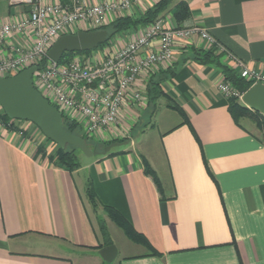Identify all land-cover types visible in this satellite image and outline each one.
Returning a JSON list of instances; mask_svg holds the SVG:
<instances>
[{
	"label": "crops",
	"instance_id": "1",
	"mask_svg": "<svg viewBox=\"0 0 264 264\" xmlns=\"http://www.w3.org/2000/svg\"><path fill=\"white\" fill-rule=\"evenodd\" d=\"M103 1L112 0L89 3ZM159 1L141 0L126 17H142ZM181 2L189 13L177 22L173 14ZM18 12L0 0L2 21ZM119 18L109 14L105 27ZM158 18L171 28L205 29L250 69L264 73V0H172ZM149 25L101 48L117 49ZM16 39L21 45L27 40ZM211 50L233 68L198 36L177 40L172 63L155 65L136 81L145 105L125 104L119 128L91 138L99 144L128 139L127 148L89 157L75 171L49 162L55 146L36 131L23 125L28 133L22 135L0 123V264H264V143L255 126L253 132L244 121L237 125L230 115L218 89L224 79L218 61L199 60ZM151 82L160 91L154 99L148 95ZM162 104L178 118L163 127L154 162L136 153L132 134L146 129ZM170 106L179 107L187 123ZM143 159L159 188L143 173ZM104 207L126 219L151 250L127 238ZM99 212L125 238L111 262L98 254L114 244Z\"/></svg>",
	"mask_w": 264,
	"mask_h": 264
},
{
	"label": "built area",
	"instance_id": "2",
	"mask_svg": "<svg viewBox=\"0 0 264 264\" xmlns=\"http://www.w3.org/2000/svg\"><path fill=\"white\" fill-rule=\"evenodd\" d=\"M7 1L19 12L6 22L0 19V53L5 52L0 55V77H12L36 66L32 75L33 87L55 105L62 116L76 123L83 135L92 139L103 138L104 132L110 128H119L125 104L145 105L136 81L141 76H149L155 65H170L177 40L198 36L209 48L230 61L234 72L250 87L256 83L264 86V73L250 69L205 29L198 26L167 27L163 18L155 20L117 49L98 50V47L90 51L92 55L88 58L77 54L67 63L60 64L47 57L48 50L60 36L100 30L105 27L109 14L131 15L141 0L94 4L89 0ZM22 37L27 38L24 45L16 41ZM218 89L227 99L241 101L244 94L224 81L219 83ZM12 121L14 125L21 122Z\"/></svg>",
	"mask_w": 264,
	"mask_h": 264
},
{
	"label": "water",
	"instance_id": "3",
	"mask_svg": "<svg viewBox=\"0 0 264 264\" xmlns=\"http://www.w3.org/2000/svg\"><path fill=\"white\" fill-rule=\"evenodd\" d=\"M109 33L105 29L94 31H78L74 34L60 36L47 52L48 59L59 62L64 53L88 52L105 44ZM36 66L12 76L0 77V108L10 120L33 124L44 138L61 149L70 145L81 151L86 157L106 155L114 147L124 146L129 140L112 142L101 151L90 148L84 139L67 132L63 128V118L58 109L51 105L32 85V75ZM241 102L251 110L264 116V86L260 83L252 85L244 92ZM99 256L111 262L117 256L114 245L102 247Z\"/></svg>",
	"mask_w": 264,
	"mask_h": 264
},
{
	"label": "trees",
	"instance_id": "4",
	"mask_svg": "<svg viewBox=\"0 0 264 264\" xmlns=\"http://www.w3.org/2000/svg\"><path fill=\"white\" fill-rule=\"evenodd\" d=\"M171 1L172 0H160L154 7H152L151 9H149L144 16L139 17V18H134V17H121L119 18L117 21H115L114 23H112L110 26L108 27H104L102 29H105L108 31L109 33V37L107 39V41L105 42V44H107V42L111 39L114 38L117 35L120 34H124L140 25H147V24H151L153 23L155 20H157V18L165 13L166 11H168L170 9L171 6ZM188 8L187 5L184 3H178L175 5V11H174V18L177 22H180L181 20H183L184 18H186L188 16ZM103 45H100L99 48L103 47ZM89 52V51H88ZM86 52H75V53H64L61 60L59 61L60 64H65L68 62V60L74 55V54H84ZM198 55H196L197 58ZM201 61V63H205L208 61H218L219 60V56H215L214 52L211 50L209 52L203 53L202 57L199 59ZM45 61V59H44ZM218 64L220 66L221 69V73L223 74V81L225 83H229L230 86L234 89H236L239 92L244 93L245 91H247L250 88V84L248 82H246L243 78H241L236 72H234V70L222 63ZM157 82H151L149 84V92L148 95L150 96L151 99L156 98L157 96L155 95L156 92H159V89H157L156 84ZM228 111L230 113V115L232 116L234 122L237 125H240L241 122L243 121H248L251 124H253L255 126V128L259 131L262 141L264 143V116L256 111V110H251L248 107H246V105H244L242 102H240L238 99L236 98H228ZM53 105V104H51ZM55 106V105H53ZM171 109L177 111L179 113V115L184 119V122L187 123V120L185 118L184 113L181 111V109L179 107L176 106H170ZM63 118V128L76 136L81 137L82 139H84L87 143V146L93 149H96L97 151H101L105 146L111 144L112 142H123L124 140H114V141H110L108 143H104V144H99L94 142L90 137H87L83 134H81V129L78 127V125L76 123L70 122L68 119H66L64 116H62ZM14 121L10 120L2 111V109L0 110V123H2L4 126H6L8 129L10 130H14V131H18L20 132L22 135H25L26 133H28L26 131V129H23V125H25L27 122H20L19 125H14L13 123ZM35 127V126H33ZM137 125H135V127L133 128V133L136 132ZM39 134L40 131H39ZM134 134H132V136H134ZM195 136V133H194ZM43 137V136H42ZM196 138V136H195ZM44 141L50 142L49 140H47L46 138H43ZM51 143V142H50ZM55 146V150L52 152V154H50L48 156V160L51 164L63 168L65 170L68 171H75L79 168L80 164L78 162L77 159V151H79L77 148L73 147V146H66L64 149L59 148L58 146H56L55 144H53ZM38 150L40 153L44 154L45 153V149L44 146L42 144L38 145ZM112 152H108L107 154H111ZM143 173L150 177L153 182L155 183V185L157 186V188H159V181L158 178L155 174V172L152 170V168L150 167V165L148 164V162L146 160L143 159ZM89 194L91 197V201L93 203V205H95V200L92 197L91 194V189L89 188ZM105 212L107 213L108 217L115 223V225H117L122 231L123 233L127 236V238H129L131 241L141 244L143 246H146L150 249L148 242L146 241V239L141 236L140 234H138L137 232H135L133 230V228L131 227V225L126 221V219H124L116 210H114L111 207H104ZM104 232V231H103ZM107 245H110L107 243ZM106 245V246H107ZM151 250V249H150ZM151 254H156L155 251H151Z\"/></svg>",
	"mask_w": 264,
	"mask_h": 264
},
{
	"label": "rangeland",
	"instance_id": "5",
	"mask_svg": "<svg viewBox=\"0 0 264 264\" xmlns=\"http://www.w3.org/2000/svg\"><path fill=\"white\" fill-rule=\"evenodd\" d=\"M77 54H74L72 57L76 56ZM71 57V58H72ZM157 117L152 118L151 121L149 120L148 122V127L146 129L141 128L137 133L134 135V150L136 151L139 156L142 158L150 159L151 161L156 162L154 157L158 156L160 157V141H159V136L160 133L163 132V127L166 126V129L171 126V124L175 123V120H177L178 115L171 111V110H166L162 105L160 107L158 106V109L156 111ZM145 119L148 117V114L146 113ZM148 119V118H147ZM23 122V121H22ZM147 122V121H146ZM160 123V127L158 125ZM246 127L251 129L253 132H256V129L254 128V125H252L248 121L243 122ZM27 125L26 129L28 131L33 132L36 131V134L39 135V130L31 125ZM24 127V126H23ZM159 127V128H158ZM82 134V131H81ZM42 137V134H40ZM44 138V137H43ZM121 140V139H120ZM127 140V139H126ZM127 145L124 146H119V147H114L111 150L116 152L120 151L123 148H127ZM77 159L78 162L82 163V161H87L90 159L89 157H86L81 151H77ZM98 214V213H97ZM101 219H103L106 222V226L109 232V235L111 239L114 242V246H121V242L125 241V238L121 232L120 229H118L114 224H112L104 215L103 213L98 214Z\"/></svg>",
	"mask_w": 264,
	"mask_h": 264
}]
</instances>
